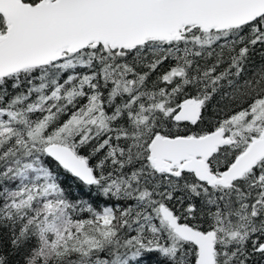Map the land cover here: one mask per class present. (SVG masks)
Segmentation results:
<instances>
[{
    "label": "snow or ice",
    "instance_id": "6c2138e0",
    "mask_svg": "<svg viewBox=\"0 0 264 264\" xmlns=\"http://www.w3.org/2000/svg\"><path fill=\"white\" fill-rule=\"evenodd\" d=\"M0 264H264V0H0Z\"/></svg>",
    "mask_w": 264,
    "mask_h": 264
}]
</instances>
